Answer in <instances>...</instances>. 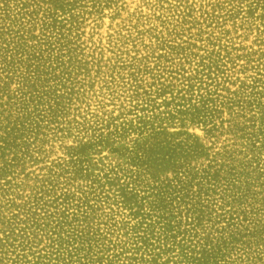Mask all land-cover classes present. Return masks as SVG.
<instances>
[{
  "label": "rangeland",
  "instance_id": "obj_1",
  "mask_svg": "<svg viewBox=\"0 0 264 264\" xmlns=\"http://www.w3.org/2000/svg\"><path fill=\"white\" fill-rule=\"evenodd\" d=\"M0 264H264V0H0Z\"/></svg>",
  "mask_w": 264,
  "mask_h": 264
}]
</instances>
